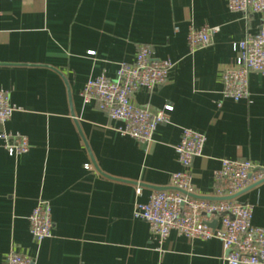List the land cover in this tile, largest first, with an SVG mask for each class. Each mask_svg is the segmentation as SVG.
Instances as JSON below:
<instances>
[{"label": "crops", "instance_id": "0c3cea01", "mask_svg": "<svg viewBox=\"0 0 264 264\" xmlns=\"http://www.w3.org/2000/svg\"><path fill=\"white\" fill-rule=\"evenodd\" d=\"M262 22L259 13L230 11L227 0H0V90L16 107L0 131L30 145L9 155L0 140V264L10 250L35 264H226L214 238L171 230L159 244L133 208L181 169L174 147L182 127L205 135L190 169L197 196L214 197L222 159L264 167V75L249 73V96L237 101L221 83L235 58L231 43ZM201 26L218 31L190 51L189 29ZM142 45L173 63L166 83L132 97L172 106L149 142L120 134L121 122L81 98L87 79L114 77ZM39 198L49 201L52 236L35 243L27 217ZM236 199L264 227V180Z\"/></svg>", "mask_w": 264, "mask_h": 264}, {"label": "built area", "instance_id": "2783aa9c", "mask_svg": "<svg viewBox=\"0 0 264 264\" xmlns=\"http://www.w3.org/2000/svg\"><path fill=\"white\" fill-rule=\"evenodd\" d=\"M232 12L259 13L264 16V0H227ZM218 27L190 28L187 43L190 51L210 44ZM235 58L221 73L222 94L235 101L248 98V75H264V22L255 34L231 43ZM173 63L170 59L155 58L148 45L138 48L132 62H121L114 77L105 74L89 78L84 83L81 98L84 104L95 101L113 121L123 125L120 134L141 142H149L157 126L167 122L171 105L153 108L132 101L141 87L150 90L167 81ZM16 107L10 103L6 90H0V126L11 116ZM0 140L9 155L24 154L29 149L28 138L19 133L0 131ZM205 135L188 127L181 128L180 139L174 149L181 167L171 174L170 186L152 193L146 202H135L134 218L148 224L151 236L161 244L171 230L190 239H217L224 250L226 264H264V227L251 224L253 206L237 201L238 194L264 180V167L249 159H222L214 173V197L196 195L190 179V169L195 157L200 156ZM141 186L135 194H141ZM216 218L218 225L208 223ZM29 233L35 243L52 236L51 208L49 201L39 198L27 217ZM4 264H35L29 256L10 250Z\"/></svg>", "mask_w": 264, "mask_h": 264}, {"label": "water", "instance_id": "95a60500", "mask_svg": "<svg viewBox=\"0 0 264 264\" xmlns=\"http://www.w3.org/2000/svg\"><path fill=\"white\" fill-rule=\"evenodd\" d=\"M158 189H175L171 186L167 187V188H158ZM198 197H201V196H198ZM201 198H208V199H219L217 197H201ZM208 225H210L211 227H216L217 226V220H214L212 222H209Z\"/></svg>", "mask_w": 264, "mask_h": 264}]
</instances>
